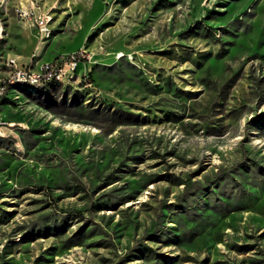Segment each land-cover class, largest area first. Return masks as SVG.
<instances>
[{
    "label": "rangeland",
    "instance_id": "374dc122",
    "mask_svg": "<svg viewBox=\"0 0 264 264\" xmlns=\"http://www.w3.org/2000/svg\"><path fill=\"white\" fill-rule=\"evenodd\" d=\"M79 51L0 93V264H264V0H0V88Z\"/></svg>",
    "mask_w": 264,
    "mask_h": 264
},
{
    "label": "built area",
    "instance_id": "2783aa9c",
    "mask_svg": "<svg viewBox=\"0 0 264 264\" xmlns=\"http://www.w3.org/2000/svg\"><path fill=\"white\" fill-rule=\"evenodd\" d=\"M25 13L23 12V15ZM49 17L47 15L36 16L34 19V23L40 33V36H49L50 30L48 28ZM83 52L79 51L78 54H70L61 59H57L55 61H36L38 64V71H31L28 69V63L19 64L17 62V58H8L6 59V64H15V73L13 77H27L31 79H43L47 75H62L64 77L67 71L72 72L78 65L79 60L83 59ZM2 84L0 88V92H5V85L7 82ZM5 121L0 116V125L2 127Z\"/></svg>",
    "mask_w": 264,
    "mask_h": 264
},
{
    "label": "trees",
    "instance_id": "16d2710c",
    "mask_svg": "<svg viewBox=\"0 0 264 264\" xmlns=\"http://www.w3.org/2000/svg\"><path fill=\"white\" fill-rule=\"evenodd\" d=\"M58 85H59V82L56 80H51V81L45 82L44 84H40V85L39 84L33 85V84L26 83V82H12V83L7 84V88L14 86V87H19V88H24L26 90H31L32 92H36V91H39L41 93L46 92V96H44L45 102L54 103L51 90H55V87ZM76 102H77V95L75 94H73L70 101L67 100L66 93H62V96L60 97V104L62 106H65L67 109H71L72 107L76 108L78 106ZM81 109H86L85 105H83ZM126 113L129 114V112H126Z\"/></svg>",
    "mask_w": 264,
    "mask_h": 264
},
{
    "label": "bare ground",
    "instance_id": "6f19581e",
    "mask_svg": "<svg viewBox=\"0 0 264 264\" xmlns=\"http://www.w3.org/2000/svg\"><path fill=\"white\" fill-rule=\"evenodd\" d=\"M8 65H10L14 68V70H13V75H14L15 64H8ZM28 69H31V71H38L30 65H28ZM60 76H62V75H47L42 80L41 79H31V78H27V77H13V78H11L10 82L11 83L12 82H26V83L33 84V85H38V84L40 85V84H44L45 82H48V81L55 79V77L59 78ZM0 93H3V92H0ZM0 130H1V125H0Z\"/></svg>",
    "mask_w": 264,
    "mask_h": 264
}]
</instances>
